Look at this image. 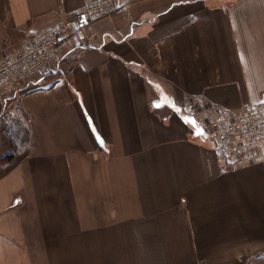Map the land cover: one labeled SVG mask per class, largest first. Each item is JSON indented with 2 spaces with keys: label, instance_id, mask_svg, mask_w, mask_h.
<instances>
[{
  "label": "crops",
  "instance_id": "obj_1",
  "mask_svg": "<svg viewBox=\"0 0 264 264\" xmlns=\"http://www.w3.org/2000/svg\"><path fill=\"white\" fill-rule=\"evenodd\" d=\"M115 2L0 100V264H264V144L222 171L177 106L264 100V0ZM81 6L0 0V51Z\"/></svg>",
  "mask_w": 264,
  "mask_h": 264
},
{
  "label": "built area",
  "instance_id": "obj_2",
  "mask_svg": "<svg viewBox=\"0 0 264 264\" xmlns=\"http://www.w3.org/2000/svg\"><path fill=\"white\" fill-rule=\"evenodd\" d=\"M118 10L115 0H82V6L69 17L55 21L29 42L0 51V100L13 97L33 75L59 59L61 49L73 42L77 52L86 49L89 26ZM208 135L212 147L221 154L220 170L262 159L264 144V100L231 109L204 96L178 101Z\"/></svg>",
  "mask_w": 264,
  "mask_h": 264
},
{
  "label": "trees",
  "instance_id": "obj_3",
  "mask_svg": "<svg viewBox=\"0 0 264 264\" xmlns=\"http://www.w3.org/2000/svg\"><path fill=\"white\" fill-rule=\"evenodd\" d=\"M19 139H20V137H19Z\"/></svg>",
  "mask_w": 264,
  "mask_h": 264
}]
</instances>
